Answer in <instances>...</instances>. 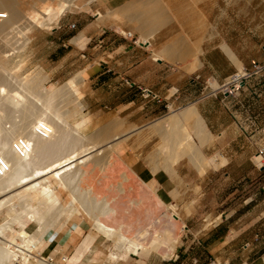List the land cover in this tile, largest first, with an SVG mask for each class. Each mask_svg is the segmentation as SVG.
Here are the masks:
<instances>
[{"label":"bare ground","instance_id":"bare-ground-1","mask_svg":"<svg viewBox=\"0 0 264 264\" xmlns=\"http://www.w3.org/2000/svg\"><path fill=\"white\" fill-rule=\"evenodd\" d=\"M93 1L90 0L86 5ZM191 1L196 5L200 0ZM80 2L0 0V15L6 17L0 23V43H5L8 48L13 47L0 51V215L6 213V219L0 223V264H32L38 256L41 237L47 232L48 236L46 234L43 237L47 236L46 240H50L54 235L50 231L51 227L54 228L66 220L70 221L76 216L90 218L94 227L108 240H113L120 251L128 254H138L140 251L150 254L152 250L156 253L162 252L163 244L157 241L147 246L151 229L145 228L146 230L137 235L130 231L131 226L124 221L118 205L122 200L121 196L138 195L136 191V194L127 191L126 184L130 180L128 173L123 174L121 165L116 164L117 147L122 141L133 139V143L141 142L143 146L158 142L162 160L154 162L151 158L153 164L155 163L151 171L154 174L166 171L173 178L178 176L176 166L186 158L198 163L202 177L228 163L222 156H219L221 162L217 156H206L205 148L214 140L224 144L226 135L214 136L209 132L206 121L195 105L155 121L145 128L130 126L125 121L116 119L112 122L113 129H104L88 136L90 119L86 116L78 119L85 108L83 101L88 74L85 76L83 71L62 88L48 89L45 84L49 77L44 70L40 69L29 75L21 73L26 62L18 58L22 57L29 45V33L34 28L27 20L37 17L39 25L54 30L67 11L82 7ZM157 3L158 0H134L122 12L113 13L117 19L126 16L131 22L140 25L142 41L147 48L152 47V35L158 33L166 22L158 17L161 13L154 12ZM143 4H147L144 13L139 11L140 15H134ZM195 13L197 21L203 27L205 14ZM103 18L100 15V19ZM224 48L237 62L240 73L244 74L242 64L237 61L238 57L227 45ZM200 53V49L195 53L197 60ZM159 54L157 59L161 58L162 54ZM60 102L68 107L72 105L73 108L69 107L68 111H64ZM259 157L261 162L263 158ZM90 164L94 168L89 171L86 168ZM97 172L105 174V188L102 187L103 183L102 186L98 185ZM116 175L122 178L118 184L120 187H116L120 193L111 190V194L105 196V189L114 183L113 178ZM131 185H134L133 182ZM137 185L138 183L135 188H138ZM64 192L69 194L70 201L65 199ZM137 204H142V201ZM165 217L168 218V215ZM171 219L178 222L179 216L172 214ZM162 222L163 219L158 221L161 224ZM33 223L37 229L31 231L29 225ZM165 233L174 240L170 248L173 252L179 243L178 237L175 239L172 230ZM36 264L50 263L39 261Z\"/></svg>","mask_w":264,"mask_h":264},{"label":"crops","instance_id":"crops-1","mask_svg":"<svg viewBox=\"0 0 264 264\" xmlns=\"http://www.w3.org/2000/svg\"><path fill=\"white\" fill-rule=\"evenodd\" d=\"M206 11L208 12L209 24L204 22L203 27L199 26L195 18L182 21L179 26H172V23L166 21L168 26L162 28L152 38V47L149 48L143 42L134 47L129 43V40L122 38V36H116L110 28L99 31L100 28L97 24L79 23L78 36L74 37L77 44H72L67 39L68 34L66 33L58 37V41L61 43L59 52L61 51L67 56L71 49L74 57H77L75 62L69 66V69L66 68L63 72L57 69L53 74L55 76L60 75V73L63 76L70 74V69L80 65L82 59L87 58L83 54L86 49L94 45L93 62L88 63L83 70L84 72L82 71L85 76L88 74L86 76L88 88L86 89L88 96L90 95L94 99L91 106L99 103L100 106L104 104L108 108L106 102H102L105 101L104 94L115 98L123 88L125 90L130 89L126 80H131L135 82L134 84L158 94L163 100L162 104L146 101L144 96L136 90L138 93L131 94L132 100L128 102L111 101L109 106L112 110L122 111V113L129 112L132 107L139 103V111L148 116L159 114L160 108L166 105L170 107L171 105L195 104L199 106L203 116L207 118L211 130H215L214 132L220 135L235 134L227 147L235 145L239 134L242 133L238 120H244L246 116L250 117V115L255 114L257 108L252 104V99L248 95L238 93L234 96L227 94L220 96V93L214 94L217 90L215 86H221L234 71L238 70V66L237 62L224 50L223 43L226 35L223 31V16L215 17L214 7H207ZM66 24L67 22L58 29L57 33L67 30L68 25ZM227 42L235 51L236 54H234L237 55L239 62L247 70L256 58L255 53L252 56L245 52L247 48H250L249 41L244 40V44L238 43L234 42V37H232L228 38ZM81 47H85V49H81ZM252 47L257 50L256 44H252ZM261 48L264 52V45ZM199 49L201 53L197 60L195 53ZM158 52L162 54L159 59H157L160 55ZM66 58L64 65L70 63V57L69 59ZM208 82L212 84L213 88L208 89L209 96L203 98ZM251 83L246 82V86H250ZM130 91L133 90L130 89ZM173 91L178 93L174 95ZM260 97L263 98L264 94ZM212 103H217V109L220 108L224 111L223 113L233 115L235 120L229 121L230 123L223 122L221 119L217 123L212 121L210 119L212 112L208 111V107ZM247 106L250 107L248 111ZM260 110L264 113V105ZM248 148H252L251 142L248 144ZM117 150L116 164L121 165L122 173H128L127 176L130 179L126 184L127 191L134 192L133 194L137 192L141 196L139 198L138 195H135L134 197L138 198H133L136 203L142 201V204L140 206L137 204L138 208H135L138 212L133 210L136 205L131 206L127 203L128 205L124 206L126 212L127 209L135 212L133 227V231H135L148 222V216L152 210L165 207L166 202L172 204L176 202V198L180 197L178 184L181 185V183L166 171L163 172L169 175V178L163 177L161 171L154 174L142 162H136L129 166L123 159L126 151L123 141ZM177 174L181 180L185 178L189 181V177L183 168L179 169ZM206 176L202 178L205 180L200 178L199 181L203 191L216 183L222 200L225 198H228V201L232 200L227 207L223 203L222 209L218 210L217 219L221 222L215 227V230H211L205 236L206 238L194 239L195 245L204 249L201 258L198 260L199 264H204L205 255H208L207 259L210 256V259L215 260L216 263L221 261V264H264V168L259 169L253 158L237 156L219 169L216 177L206 178ZM131 182L135 185H133L134 187ZM136 182L141 187V191H139L138 185V188H135ZM197 191H200V187L197 188ZM121 197L124 198L125 196ZM154 207L155 209H151ZM154 212L152 213L154 214ZM124 215L127 216V213ZM138 218H140V223L136 222ZM103 220L106 221L105 218ZM93 224L80 216H76L70 221L66 220L54 228L51 227L50 231H53L54 235L51 236L50 240H46L47 232L46 238L43 237L46 234L41 237V251L37 252L38 256L32 264L39 263V261H47L50 264H161V259L154 254L155 252L148 257L132 254L126 259L111 262V251L116 252L114 242L108 240ZM146 229H150L149 226ZM156 239L160 240L156 236L153 242ZM168 241L170 244L172 243L171 240ZM163 247L166 248V245ZM182 247L177 251L179 254L174 256V260L184 259L183 252L187 251H182ZM167 255L170 254L167 253ZM182 261L184 263V260Z\"/></svg>","mask_w":264,"mask_h":264},{"label":"rangeland","instance_id":"rangeland-1","mask_svg":"<svg viewBox=\"0 0 264 264\" xmlns=\"http://www.w3.org/2000/svg\"><path fill=\"white\" fill-rule=\"evenodd\" d=\"M80 1L82 7L79 9H72L69 12L67 11L61 17L58 26L54 30H50L47 26L44 27L45 25L43 26L39 25L37 17H32L27 20L30 26L34 28L32 32L29 33L30 43L22 53V57H21L22 59L18 58L20 59V61L24 60L26 62L25 68L21 73L23 75H29L30 73L32 74L34 72L39 71L40 69L44 70V72L49 77V80L45 84V86L48 89H53L55 87L62 88L63 85H65L71 78H73L74 76L85 70V66L88 63L93 62L94 59L93 53L95 52L93 50L94 45L89 46V49H86V52H84L83 54L86 55L87 58L82 59L80 65L70 69L69 70L70 74H68L67 76H63L62 73L56 76L53 74L57 69H60L61 72L66 70V68L69 69L70 68L69 66L73 65V63L75 62L77 57H74V53L71 52L72 51L71 49L68 52L67 56H65V54L62 53L61 51L59 52L60 50L59 46L61 43L58 41V37H61L63 33H66L68 34L67 39H69V41L72 44H77L76 43L77 40L74 41V37L78 36L79 23H83L85 25L97 24V26L100 28L99 31L104 28L106 29L110 28L112 32L116 34V36H120V37L122 36V38L129 40V43L134 47L138 46L143 42L142 41L143 35L139 24L135 22H131L130 20H128L126 16L117 19L113 14L116 13L117 11L122 12L126 8V6L134 2V0H94L93 2H91L90 5H86L87 3H89L90 0H80ZM166 4L168 7L169 6L170 7L168 8ZM146 5L147 4L145 5L143 4L140 10L138 9L133 14L140 15L141 13H144L146 9ZM156 5L158 6L157 8H154V12L157 14L161 13L162 16L161 14H159V16L157 14L156 15L158 17H162L163 19H165V21L172 23L171 24L172 26H179V24L182 21L191 20L192 18H195L197 20L198 15L195 12L201 13L202 15L205 14L204 20L209 24L208 12L206 10L207 7L210 8L214 7L215 17H218L220 15L223 16V31L225 32L226 35L223 44L227 45L235 53L231 45L227 42V39L234 37V42H238V43H243L244 40L245 41L247 40L249 41L250 48L249 49L247 48L245 52L248 55L250 54L253 56L254 53L256 55V58L252 62V64L254 62H258V63L264 62V52L261 48L264 45V0H203V1L200 0L196 5H193V2L191 0H184V2L183 1L176 2L174 0L172 1L158 0V3ZM195 7L197 9H195ZM139 11L140 12L143 11V12L140 13ZM99 14L104 17L103 20L100 19ZM66 22H67L66 25H68V29L57 33L58 29L60 27H63L64 23ZM167 22H165V26H163V28L168 26ZM197 22L199 24V21ZM74 24H76L77 26L76 29L71 28V26ZM129 33L131 34L133 33L135 38L132 39L123 36V35H128ZM140 34L142 35V37ZM156 34L157 33L153 34L152 38ZM252 44L257 45V50H254L255 48L252 47ZM12 48H13L12 46L11 47L9 46L8 48V46L5 45V43H0V51H6ZM81 49H85V47L84 48L81 47ZM224 50L227 52L225 48ZM153 51L155 52V50ZM66 57H68V59L70 57V63L68 65H64V62L67 59ZM237 61H239L238 58ZM242 70L243 72H245L246 68L242 66ZM247 71H248V78L245 80V84L242 85L239 91H236L234 94L241 93L243 95H248L249 98L252 99L251 101L252 104L256 106L257 111L255 114L250 115V117L246 116L244 118L245 121L244 120L240 121V119L238 120V124L240 126L242 133L239 134L238 140H236V144L231 145L230 147L227 146L229 145L231 139L235 134L220 135L219 133L214 132L215 130L214 131L211 130L207 118L203 116L199 106L195 104H188L185 106L171 105L170 107L166 105L168 107L163 106L160 108L159 114L157 115L152 114L148 116H146V113L139 111V103H137L134 107H132L129 110V112L122 113V111L112 110V108L109 106L111 101L112 102L118 101V103L128 102L132 100L131 94L138 93L136 92V90H138L142 94V92L140 91V87H141L140 85L131 87L127 84V81L131 83H135L132 82L131 80H126V84L133 91H130V89L125 90L123 88L115 98H112V96H109L107 94H104L103 98L105 101L102 102L103 103L106 102L108 108H106L104 104L100 106L99 103H96L93 106H91L94 99L90 95L88 96L87 89H85V99L83 101L85 108L83 110L84 111L83 115L80 116L78 119L84 116L90 119V125L87 131V135L92 136L101 130L113 129L112 122L116 119L120 121H125L126 124L130 126L135 125L138 126L139 128L141 127L145 128L146 126L154 123L155 121L162 120L168 117L169 115H172L173 113H180L184 111L186 108L195 105L198 108L201 116L206 121V129L209 132H211L214 136L226 135V141L224 144L219 140H214L211 145L205 148V154L207 157L213 158L215 156L217 157L222 156V158L226 162H230L232 158H235L237 156H242L245 158H253V160L256 162L258 166L262 164L261 163L262 161L259 162L260 160L259 156H261L262 158L264 157V154L262 155V153H264V132H263L264 113H262V111L260 110V108L264 105V100H263L264 97L263 98L260 97V95L264 94V72L258 74L254 73L252 65L247 69ZM240 72L241 70L238 66V70L234 71V73L231 76ZM246 82H252V83L250 86H246ZM215 88L218 89L219 86L216 85ZM208 91H206L207 94ZM176 92L177 91H173V94H175ZM219 93L220 96H223L227 92L223 93L220 91L218 92V94ZM214 94L217 93L215 92ZM142 96L144 95L142 94ZM108 99H110V101L107 102ZM145 100L153 101L151 98L150 99L145 98ZM154 102L158 103L157 101ZM162 102L163 100L161 101V103L158 104H162ZM61 107H63L64 111H68L70 108L71 109L73 108L72 105L69 106L70 107L69 108L68 106L63 104L61 105ZM250 107L248 106L246 107L247 111L249 110ZM208 111L212 112L211 113L212 116H210V119L216 123L218 122L219 119L227 123H230L229 121L235 120L233 115L229 113H227L228 114L227 115L223 113L224 111L222 109L220 108L217 109V103L214 104L212 103L208 107ZM126 141H123V144L125 145V149H126L123 155V159L129 166H132L136 162H142L145 164V166H147L148 168H150V170H152L154 169L153 167H155L154 166L155 163L153 164L151 158L153 159V161L154 160L160 161V159L162 158L159 153V149L157 147L158 142L156 141L149 143L148 146H143V143L141 142L133 143V139ZM250 142L252 148H248V144ZM221 161L222 159L219 157V162ZM197 164L198 163L196 161L194 160L191 161V159L186 158L183 159L180 162V164L176 166L177 171L183 168V170L186 172V174L189 177V181H187L185 178H182L183 182L180 179L179 175L176 177V180L181 183V185H179L178 182L176 181L180 188L179 189L180 197L176 198L177 200L173 204L166 202L167 205L159 210H156V212L153 215L152 213H149L148 222L139 230L136 229L135 230L136 232L133 231V227L135 224L134 211L138 212L137 210H135V208L136 207L138 208V206H140L141 204L135 206L134 209L132 208L134 211L127 209L126 212L125 207L126 205H128L127 203H129L130 205L132 204L131 206H134L135 203L133 201V198H137V197H132V196L130 197V195L129 197L125 196L124 198L122 197L123 199L118 202V205L120 206L122 215L124 217V221H126L127 224L131 226L129 229L132 233L134 232L133 234L136 233L137 235L139 232L143 231L145 228H148L149 226L152 231V234L146 242L147 246H150V244L153 242V240L156 238L157 235L159 238L162 239L160 240L156 239L155 241L163 244L164 246L166 245V248L164 247L162 252L160 253H156V251L152 250V252L150 251V254L147 252L144 253L143 251H140L138 254H134V255L148 257L155 252L154 254L161 259L160 261L161 264H199L198 260L201 258L204 249L201 248L200 246L197 247V245H195L194 243V239L203 238L208 233H210L211 230L212 231L215 230V227L221 222L220 220L217 219L218 210L222 209L223 203H225V207L231 204L232 199H230L229 201L228 198L222 200V196L221 197L219 196V191H218L219 187H217L216 183H214L213 186H209L206 189V191H203V188L199 182L200 178L202 179L203 177L199 174L200 170ZM227 164L225 163V165ZM93 168L94 165L90 164V167L88 166V168L86 169L87 170L89 169L90 171ZM217 171L218 170L209 171L207 174H205L207 175L206 178L216 177ZM97 173H98L97 178L99 177L97 179L99 183L98 185L102 186L104 184L102 187L105 188V183H106L105 174H102L101 172H97ZM160 173H162L161 175H163V177L165 178L170 177L163 171H161ZM99 180L101 181V183ZM121 181L122 178L116 175L113 178L114 183L111 184L112 187L110 186V188L105 189V191L107 190L106 192L104 191L105 196L110 195L111 190L112 192L115 191L116 193L117 191L119 192V189L117 188L120 187L118 184H120ZM198 187H200L199 192L197 191ZM119 193L118 195L121 196V194ZM64 197L67 201H70L69 194H67V192H64ZM125 199H128V201ZM4 213L0 215V223L4 222V220L6 219L5 216L6 213L5 214ZM124 213H127V216H125ZM172 214L173 215L177 214L179 216L178 222H175L171 219ZM166 215H168V218H165ZM82 218L87 220L89 223L91 222L93 224V221H91L90 218H88L87 216H82ZM159 219H163L162 224H158ZM136 222L140 223L141 222L140 218L136 219ZM29 226H30L29 229L31 231L37 229L35 223ZM167 229H171L175 233V237L176 238L178 237L179 243H177L178 245L176 244V248L173 250V252L169 248L170 246L171 247L173 246L174 240H172L171 237L165 233V230ZM168 240H171L172 243L170 244ZM110 245H112V243H110ZM116 247L117 245L114 242V249L116 252L111 251V258H110L111 262H117L120 259H126L130 255H132L126 253L125 251H120V249ZM180 247H182L181 249L182 251L185 250L187 251V252H183L185 255L184 259H182L184 260V263L181 259H175L176 261L173 259L176 254H179L177 253V251L180 250ZM167 253L170 254V257H165L167 256L166 255ZM207 256L208 255H205L204 264L222 263L221 261L216 263L215 260L210 259V256L209 259H207Z\"/></svg>","mask_w":264,"mask_h":264},{"label":"built area","instance_id":"built-area-1","mask_svg":"<svg viewBox=\"0 0 264 264\" xmlns=\"http://www.w3.org/2000/svg\"><path fill=\"white\" fill-rule=\"evenodd\" d=\"M6 17H4L3 15H0V23H1V20L4 19ZM72 29H76L77 26L76 24L72 25L71 26ZM123 35V34H122ZM124 37L126 38H135V36L131 33H129L127 36L126 35H123ZM138 43V42H137ZM252 67H253V70H254V73L258 74V73H263L264 72V62L263 63H258V62H254L252 64ZM248 78V71L246 70L244 74H241V73H237L233 76H230L229 78H227V80L221 85L219 86V88L216 90V93L218 94V92H227L226 94L227 95H231V96H234V95H237L238 93L234 94L236 91H239V89L241 88L242 85L245 84V80ZM127 84L129 86H136V84L134 83H131L129 81H127ZM213 88L212 84L210 82H208L206 84V88H205V91H207L208 89H211ZM232 90V91H231ZM140 91L142 92V94L145 96V98H148V99H152L153 101H157L158 103H161V98L159 95L151 92L150 90L144 88V87H140ZM229 91V93H228ZM178 92H176L174 95H176ZM209 95L207 93H204L203 94V98H207ZM264 153H262L263 155ZM262 164L261 165H258V168L259 169H263L264 168V157H263V160L261 162ZM64 262H66V259H64Z\"/></svg>","mask_w":264,"mask_h":264}]
</instances>
